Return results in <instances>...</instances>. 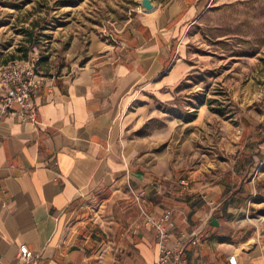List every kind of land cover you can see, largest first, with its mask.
I'll return each mask as SVG.
<instances>
[{"label":"crops","instance_id":"crops-1","mask_svg":"<svg viewBox=\"0 0 264 264\" xmlns=\"http://www.w3.org/2000/svg\"><path fill=\"white\" fill-rule=\"evenodd\" d=\"M155 1L154 11L137 9L113 43H102L95 61L67 75H36L37 122L0 115L1 264H15L21 245L40 253V264H154L157 223L167 247L183 251L168 264H229L231 256L264 264V231L250 216L264 165V139L249 131L259 118L236 121L211 96V73L222 71L225 85L224 73L243 57L216 61L188 33L193 6ZM179 95L193 163L163 173L123 140V121ZM175 174L181 178L166 177Z\"/></svg>","mask_w":264,"mask_h":264},{"label":"rangeland","instance_id":"rangeland-1","mask_svg":"<svg viewBox=\"0 0 264 264\" xmlns=\"http://www.w3.org/2000/svg\"><path fill=\"white\" fill-rule=\"evenodd\" d=\"M157 1L162 5L177 2L184 8L194 7V24L188 33L193 35L194 43H205L208 50L215 51L216 61L243 57L237 68L224 73L225 85L221 82L222 71L211 73L216 80L213 90L216 93L211 96L217 101L213 104L218 110L224 106L234 112L236 121L243 115L259 118L258 125L249 131L250 135L255 131L264 139L261 130L264 120V0ZM137 2L0 0V61L5 65L34 55L38 57L37 75H67L95 61L93 55L98 48L101 50L102 43H113L139 9ZM251 60L254 64H247ZM212 97L209 99H214ZM182 102L183 97L179 95L170 104H161L146 114L130 112L123 121V140L144 154V166L157 167L164 173L170 166L180 170L185 163H193L187 159L189 152L182 144V119L186 116ZM194 102L198 103L197 98ZM258 174L261 185L256 192L259 196L250 216L258 220L257 224L264 231V165ZM166 177L181 178L179 175ZM102 219L105 222V212Z\"/></svg>","mask_w":264,"mask_h":264},{"label":"built area","instance_id":"built-area-1","mask_svg":"<svg viewBox=\"0 0 264 264\" xmlns=\"http://www.w3.org/2000/svg\"><path fill=\"white\" fill-rule=\"evenodd\" d=\"M38 57L30 56L25 60H12L2 65L0 69V88L5 95L0 99V115L16 117L21 123L37 122V110L33 102L34 88L36 85ZM261 130L264 131V120L261 123ZM165 215V220L167 219ZM150 221V220H149ZM158 233V256L154 264H168L171 258L179 260L182 249L167 247L168 233L165 227L157 223L155 225ZM199 241L193 239L195 244ZM40 253H33L26 245L18 248L15 264H40ZM229 264H237L235 256L228 258ZM1 264V263H0Z\"/></svg>","mask_w":264,"mask_h":264},{"label":"water","instance_id":"water-1","mask_svg":"<svg viewBox=\"0 0 264 264\" xmlns=\"http://www.w3.org/2000/svg\"><path fill=\"white\" fill-rule=\"evenodd\" d=\"M138 5L139 8L145 12V13H150L156 9L158 6L154 0H138Z\"/></svg>","mask_w":264,"mask_h":264}]
</instances>
